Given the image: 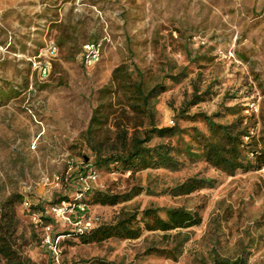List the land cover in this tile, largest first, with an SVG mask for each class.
Returning <instances> with one entry per match:
<instances>
[{
	"label": "rangeland",
	"instance_id": "1",
	"mask_svg": "<svg viewBox=\"0 0 264 264\" xmlns=\"http://www.w3.org/2000/svg\"><path fill=\"white\" fill-rule=\"evenodd\" d=\"M93 41L100 57L86 67L82 47ZM122 62L140 67L150 86H165L157 124L184 129L152 145L181 147L194 128L208 134L201 114L230 122L231 106L264 136V0H0V209L6 205L14 217L16 264H217L215 257L264 264V167L229 174L179 148L175 169L132 174L94 164L82 134L99 90ZM195 87L204 100L188 105ZM191 177L216 182L172 193ZM88 188L136 194L101 205L91 203ZM151 206H183L202 221L179 238L178 230H144L135 239L85 244L76 235L124 210L141 217ZM184 235L177 258L148 252L173 249ZM0 264H7L1 255Z\"/></svg>",
	"mask_w": 264,
	"mask_h": 264
},
{
	"label": "trees",
	"instance_id": "2",
	"mask_svg": "<svg viewBox=\"0 0 264 264\" xmlns=\"http://www.w3.org/2000/svg\"><path fill=\"white\" fill-rule=\"evenodd\" d=\"M133 66L122 62L115 67L109 84L99 90L98 104L93 109L82 134L87 147L95 156L96 166L115 165L123 171H131L132 174L146 168L175 169L179 165L176 156L179 148V151L185 153L188 158H202L211 166L229 174H234L237 170H259L264 167V136L257 137L253 133V127L245 123V116L240 114L236 106L225 107L228 113L235 116L230 122H219L213 116L202 113L208 134L194 128L192 138L194 143L183 142L181 147H174L170 141L167 143L161 141L152 145L151 141L155 137L162 140L175 136L180 138L184 129L178 125L157 124L156 101L165 86H150L145 83L146 78L141 68ZM198 91L199 89L195 87L188 105H195L204 100ZM222 114L225 113L221 112L215 116ZM215 182L213 178L191 177L171 188V191L173 194H189L203 187H212ZM91 192H93L91 203L101 205H115L136 194L135 191L124 193L92 191V188L86 191L87 194ZM18 197L20 201L23 200L22 195ZM24 201L29 202L28 208L31 211L40 209L41 217L48 218L43 207L33 205L28 199ZM61 201L60 199L59 202ZM78 210L82 214L80 207ZM8 212L6 205L2 211L0 209V255L5 258L7 264H16L17 256L11 241L14 217ZM138 216L139 211L124 210L113 222L87 228L83 232H76V235L85 244L102 242L109 238L135 239L140 237L144 230H161L164 233L178 230L175 236L179 238L183 228L198 225L202 221L198 211L183 206H151L143 210L141 217ZM188 238L184 235L173 249L160 250L150 247L148 252L160 251L177 258L181 246ZM214 261L217 264H245L242 259L231 261L215 257Z\"/></svg>",
	"mask_w": 264,
	"mask_h": 264
},
{
	"label": "built area",
	"instance_id": "3",
	"mask_svg": "<svg viewBox=\"0 0 264 264\" xmlns=\"http://www.w3.org/2000/svg\"><path fill=\"white\" fill-rule=\"evenodd\" d=\"M53 51L56 50V45L55 43L51 45L50 47ZM100 44L98 42H92V43H86L84 46H83V50H82V61L84 62V65L86 67L90 66L93 62H96L99 57H100ZM43 74L44 75H48V73L46 72V67L44 68L43 70ZM24 204L29 207L30 204L28 201H24ZM54 210H56L57 212H61V209H56L54 207ZM87 228H90V227H87ZM86 228V229H87ZM79 230L81 232H83L84 230L79 228Z\"/></svg>",
	"mask_w": 264,
	"mask_h": 264
}]
</instances>
